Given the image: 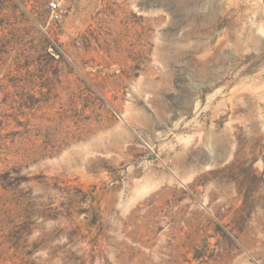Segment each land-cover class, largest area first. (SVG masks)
Here are the masks:
<instances>
[{
  "label": "rangeland",
  "instance_id": "1",
  "mask_svg": "<svg viewBox=\"0 0 264 264\" xmlns=\"http://www.w3.org/2000/svg\"><path fill=\"white\" fill-rule=\"evenodd\" d=\"M0 264H264V0H0Z\"/></svg>",
  "mask_w": 264,
  "mask_h": 264
},
{
  "label": "built area",
  "instance_id": "2",
  "mask_svg": "<svg viewBox=\"0 0 264 264\" xmlns=\"http://www.w3.org/2000/svg\"><path fill=\"white\" fill-rule=\"evenodd\" d=\"M49 9L51 11V18L54 20L58 19L60 13L58 4L54 2H50Z\"/></svg>",
  "mask_w": 264,
  "mask_h": 264
}]
</instances>
